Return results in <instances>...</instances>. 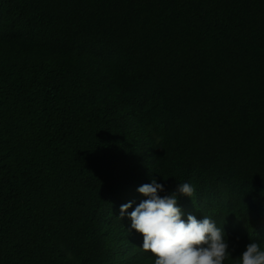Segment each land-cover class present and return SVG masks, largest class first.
Segmentation results:
<instances>
[{
	"label": "trees",
	"instance_id": "trees-1",
	"mask_svg": "<svg viewBox=\"0 0 264 264\" xmlns=\"http://www.w3.org/2000/svg\"><path fill=\"white\" fill-rule=\"evenodd\" d=\"M153 177L264 250V0H0V264H154Z\"/></svg>",
	"mask_w": 264,
	"mask_h": 264
},
{
	"label": "clouds",
	"instance_id": "clouds-1",
	"mask_svg": "<svg viewBox=\"0 0 264 264\" xmlns=\"http://www.w3.org/2000/svg\"><path fill=\"white\" fill-rule=\"evenodd\" d=\"M166 180V179H165ZM138 192L146 199L131 212L132 202L121 205L120 219L131 220V233L142 234L139 242L145 252L155 257L154 264H224L231 254L225 223L211 219L206 213L203 220L189 214L185 221L178 206L177 194L192 198L194 187L180 183L176 192L161 196L163 184L155 177L151 183L140 186ZM237 264H264V250L257 242L249 243L239 256Z\"/></svg>",
	"mask_w": 264,
	"mask_h": 264
}]
</instances>
